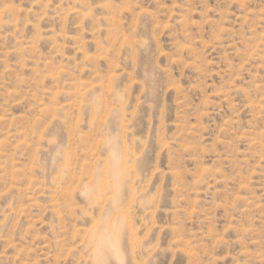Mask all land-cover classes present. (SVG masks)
Listing matches in <instances>:
<instances>
[{"label":"rangeland","instance_id":"1","mask_svg":"<svg viewBox=\"0 0 264 264\" xmlns=\"http://www.w3.org/2000/svg\"><path fill=\"white\" fill-rule=\"evenodd\" d=\"M99 231L105 264H264V0H0V264Z\"/></svg>","mask_w":264,"mask_h":264},{"label":"bare ground","instance_id":"2","mask_svg":"<svg viewBox=\"0 0 264 264\" xmlns=\"http://www.w3.org/2000/svg\"><path fill=\"white\" fill-rule=\"evenodd\" d=\"M113 162H116V160H114ZM115 164V163H114ZM116 164H118L117 162H116ZM120 172H121V170L119 169V166L118 165H116L111 171H110V175H112V176H109L110 178L111 177H113V179H114V181L116 182V180L118 179V177H119V174H120ZM102 178V177H101ZM100 179V178H99ZM103 179V178H102ZM106 179V178H105ZM104 180V179H103ZM102 180V182H105L106 180H104L103 181ZM110 181H111V179H110ZM99 182V181H98ZM102 182H100V183H102ZM112 182V181H111ZM110 182V183H111ZM100 183H98L99 185H100ZM109 183V182H108ZM103 184V183H102ZM106 184V183H105ZM114 184V183H113ZM112 184V185H113ZM97 185V184H96ZM104 185V184H103ZM102 185V186H103ZM98 186V185H97ZM104 187V186H103ZM105 187H106V185H105ZM105 187H104V189H105ZM109 187H112L111 185L109 186ZM100 188V187H99ZM113 188H114V186H113ZM112 189V188H111ZM110 189V190H111ZM95 190H98V188L97 189H95ZM105 191H107V190H104V194H106L105 193ZM97 193L99 192V191H96ZM102 194H103V192L102 191H100ZM100 193V194H101ZM91 194V193H90ZM99 194V193H98ZM87 195V194H86ZM94 195V194H93ZM96 196V195H95ZM102 196H105V195H102ZM99 197V196H98ZM114 198V197H113ZM103 199H105L104 197H103ZM112 201H113V199H112ZM112 201H111V203H112ZM97 202V201H96ZM113 206V205H112ZM102 207V206H101ZM109 211V210H108ZM114 220V219H113ZM108 226H109V224H108ZM105 227V226H104ZM100 232V231H99ZM99 237L98 238H96L95 240H93V243H94V253L92 254L91 253V255H94V258L96 257V261H97V264H101L102 262H103V257H104V255L106 254V253H111L112 252V255H113V252H114V254L116 253V242H115V240L113 239V236L111 235V234H109V232L108 231H103V232H100V234L98 235ZM92 239V238H91ZM94 239V238H93ZM109 253V254H110ZM107 255V254H106ZM108 256H110V255H108ZM115 257H117L116 255H114ZM105 258H107V257H105ZM104 258V259H105ZM105 262V261H104ZM102 264H105V263H102Z\"/></svg>","mask_w":264,"mask_h":264}]
</instances>
